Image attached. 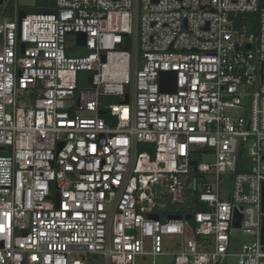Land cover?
<instances>
[{"label": "built area", "instance_id": "2783aa9c", "mask_svg": "<svg viewBox=\"0 0 264 264\" xmlns=\"http://www.w3.org/2000/svg\"><path fill=\"white\" fill-rule=\"evenodd\" d=\"M54 2L0 0V264H264V0Z\"/></svg>", "mask_w": 264, "mask_h": 264}, {"label": "rangeland", "instance_id": "374dc122", "mask_svg": "<svg viewBox=\"0 0 264 264\" xmlns=\"http://www.w3.org/2000/svg\"><path fill=\"white\" fill-rule=\"evenodd\" d=\"M20 10L24 11V9L28 7H32L35 4V0H18ZM87 78L88 75H80ZM87 85V83L85 84ZM252 238L248 236L247 234L242 233V231H234L232 234V242L234 243L231 253L232 254H237L239 252V248L241 244L244 243H250ZM178 242V239H167L165 243V252L166 254L163 256H160L156 259L155 264H173V257L169 255L168 253H174L176 251L175 243ZM237 263V257H229L226 261V264H236ZM91 264H103L102 259H98L93 261ZM136 264H152L151 258H147L146 261H140L138 260Z\"/></svg>", "mask_w": 264, "mask_h": 264}, {"label": "water", "instance_id": "95a60500", "mask_svg": "<svg viewBox=\"0 0 264 264\" xmlns=\"http://www.w3.org/2000/svg\"><path fill=\"white\" fill-rule=\"evenodd\" d=\"M24 16H25V12L21 11L19 14V20H21ZM78 38H79V43L82 44L83 40H84V36L79 35ZM249 48H250V46H246V49H249ZM168 78L174 79L173 84L170 86L164 85V82ZM91 80H92V77L89 78V83H91ZM160 82H161V85H160L161 92L169 93V94L175 92V73L174 72H163V73H161ZM2 150H3V148L0 147V151H2ZM191 165L195 166V163H191ZM262 212H264V185H263V192H262ZM171 218H175V217H171ZM177 218H180V217H177ZM151 219L157 220L158 217L153 215V216H151ZM190 219H191L190 216L185 217V220H187V221ZM240 220H241L240 214H238V212L235 211L234 220H233V228L238 229L240 227ZM261 232H262L261 233V244L264 246V218H263V225L261 228Z\"/></svg>", "mask_w": 264, "mask_h": 264}, {"label": "trees", "instance_id": "16d2710c", "mask_svg": "<svg viewBox=\"0 0 264 264\" xmlns=\"http://www.w3.org/2000/svg\"><path fill=\"white\" fill-rule=\"evenodd\" d=\"M25 12H55V2L54 0H35V4L32 7L24 9ZM246 22L249 23L251 31H255L257 27V17L255 15H242ZM202 208L199 205H195L192 209V212L201 211ZM97 257H91L88 264H91L93 261L98 260Z\"/></svg>", "mask_w": 264, "mask_h": 264}]
</instances>
